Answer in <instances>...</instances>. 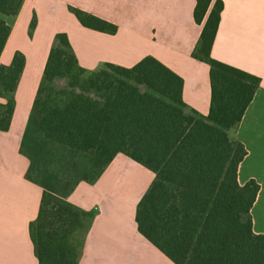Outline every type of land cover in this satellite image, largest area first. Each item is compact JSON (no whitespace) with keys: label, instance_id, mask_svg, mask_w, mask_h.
Masks as SVG:
<instances>
[{"label":"trees","instance_id":"trees-1","mask_svg":"<svg viewBox=\"0 0 264 264\" xmlns=\"http://www.w3.org/2000/svg\"><path fill=\"white\" fill-rule=\"evenodd\" d=\"M23 1L0 0V54ZM68 9L84 27L117 30L92 13ZM222 9V0H195L193 8L202 29L191 56L209 66L205 118L184 112L182 78L153 56L130 67L106 63L88 70L67 34H55L19 146L29 162L25 178L42 188L29 227L38 264H77L79 234L93 213L67 197L79 182L97 181L117 153L154 173L135 221L175 264H264V232H253L251 217L259 185L238 183L246 149L228 133L239 125L260 78L211 56ZM35 22L33 16L29 34ZM24 62L16 51L8 65L0 64L2 131L10 125ZM59 79H66L62 99L42 98Z\"/></svg>","mask_w":264,"mask_h":264},{"label":"crops","instance_id":"crops-1","mask_svg":"<svg viewBox=\"0 0 264 264\" xmlns=\"http://www.w3.org/2000/svg\"><path fill=\"white\" fill-rule=\"evenodd\" d=\"M222 1L211 56L260 78L233 137L246 149L237 168L238 183L253 179L259 185L251 217L253 232L262 233L264 0ZM194 5L195 0L23 1L0 54L1 65H8L16 51L25 57L9 128L0 130V264H38L29 227L37 216L42 188L25 178L29 162L19 146L55 34H67L79 65L88 70L106 63L130 67L144 56H153L182 78L184 112L205 118L210 104L209 66L191 56L202 29L193 19ZM68 6L116 24V32L82 26ZM33 16L36 24L29 36ZM127 165L139 174L132 185L121 172ZM153 178L152 171L117 153L97 181L75 186L67 200L93 213L89 226L79 234L77 264H175L137 229L136 205Z\"/></svg>","mask_w":264,"mask_h":264},{"label":"rangeland","instance_id":"rangeland-1","mask_svg":"<svg viewBox=\"0 0 264 264\" xmlns=\"http://www.w3.org/2000/svg\"><path fill=\"white\" fill-rule=\"evenodd\" d=\"M35 24H36V22H35ZM29 36H31V33L29 34ZM56 82L57 83H55V85L51 87L50 91H43V93L41 94L42 98L45 99L48 95L52 101H58V100L62 99L63 94H61L60 90L63 89L62 87H64V86L66 87V79H59ZM141 90L142 91L146 90L145 86L141 85ZM234 131L229 130L228 133L231 136H233ZM121 172H123V177H124L125 181L127 182V184L130 183V185H132V183L134 181H136L137 175H139L135 171V169H133L131 167V165L123 166V169L121 170ZM142 187H143V184L139 186V190H141Z\"/></svg>","mask_w":264,"mask_h":264}]
</instances>
